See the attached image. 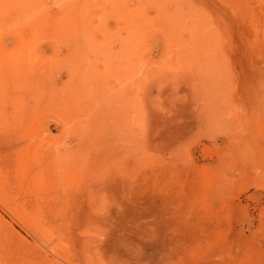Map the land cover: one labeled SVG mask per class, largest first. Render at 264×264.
Masks as SVG:
<instances>
[{
  "label": "rangeland",
  "instance_id": "obj_1",
  "mask_svg": "<svg viewBox=\"0 0 264 264\" xmlns=\"http://www.w3.org/2000/svg\"><path fill=\"white\" fill-rule=\"evenodd\" d=\"M0 264H264V0H0Z\"/></svg>",
  "mask_w": 264,
  "mask_h": 264
},
{
  "label": "bare ground",
  "instance_id": "obj_2",
  "mask_svg": "<svg viewBox=\"0 0 264 264\" xmlns=\"http://www.w3.org/2000/svg\"><path fill=\"white\" fill-rule=\"evenodd\" d=\"M19 61V60H18Z\"/></svg>",
  "mask_w": 264,
  "mask_h": 264
}]
</instances>
